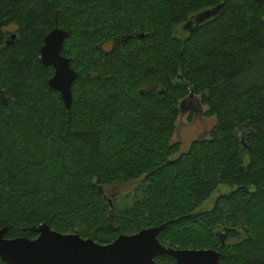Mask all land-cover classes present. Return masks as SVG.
<instances>
[{"label":"trees","instance_id":"trees-1","mask_svg":"<svg viewBox=\"0 0 264 264\" xmlns=\"http://www.w3.org/2000/svg\"><path fill=\"white\" fill-rule=\"evenodd\" d=\"M222 1L212 23L174 35L190 13ZM57 25L69 31L63 55L78 72L71 110L40 57ZM0 90L7 238L35 239L31 229L46 223L109 244L167 224L159 239L168 247L264 264V2L0 0ZM191 95L217 123L182 152L172 139ZM120 184L136 186L115 194ZM221 186L230 191L203 209ZM225 228L241 237L223 244Z\"/></svg>","mask_w":264,"mask_h":264},{"label":"water","instance_id":"water-1","mask_svg":"<svg viewBox=\"0 0 264 264\" xmlns=\"http://www.w3.org/2000/svg\"><path fill=\"white\" fill-rule=\"evenodd\" d=\"M20 1V0H15ZM263 3L264 0H255ZM218 10L204 12L202 21L210 19ZM69 31L58 25L45 37L40 50L41 61L45 66L53 67L54 75L48 84L61 94L67 108L73 106V85L78 79V72L72 68L71 60L63 55V49ZM141 38L144 34H140ZM17 39L13 34L7 45ZM163 92H161L162 94ZM4 94L0 90V97ZM6 102V98L3 99ZM110 205H113L109 199ZM167 227L161 224L141 230L132 235H120L109 244H101L92 238H83L79 234L57 232L50 225L43 223L32 231L38 237L7 238L12 226L6 224L0 229V259L6 264H161L160 256H172L175 264H220L221 253L214 249H176L164 245L159 236ZM225 244L230 237L240 238L237 229L225 228L219 233Z\"/></svg>","mask_w":264,"mask_h":264},{"label":"rangeland","instance_id":"rangeland-1","mask_svg":"<svg viewBox=\"0 0 264 264\" xmlns=\"http://www.w3.org/2000/svg\"><path fill=\"white\" fill-rule=\"evenodd\" d=\"M16 29L17 27L15 25H10L5 28V32L8 34H12L16 31ZM109 47L111 46L108 45L107 48ZM192 105V117H190L189 110L187 112H183V114L178 117V120L176 121L175 133L172 139V143L182 144V152L188 151L191 144L196 140L209 139L210 132L216 126L217 123L215 117H210L206 115V111L208 110L207 106H201L198 101H196ZM135 186L136 184H120L114 189L113 192L115 194H124ZM228 191H230L229 187L221 186L203 205V209H211L214 206L218 197L222 193ZM228 241L235 242L236 239L232 238Z\"/></svg>","mask_w":264,"mask_h":264},{"label":"flooded vegetation","instance_id":"flooded-vegetation-1","mask_svg":"<svg viewBox=\"0 0 264 264\" xmlns=\"http://www.w3.org/2000/svg\"><path fill=\"white\" fill-rule=\"evenodd\" d=\"M215 9L218 10V13L215 16L211 17L210 19L202 21V15L204 12L212 11ZM223 9H224V2L223 1L220 2L219 4L215 5V6H203L202 8L198 9L197 11L190 13L189 16L187 17V19L182 24H180L178 27H176V29L174 30V35L178 38L183 37L184 39H188L194 33H196L198 30L202 29L206 24L212 23L214 20H216V18L221 14ZM12 35L13 34H9L8 38H10V36H12ZM131 36L141 38V37H139L140 34H136V33H133ZM144 37H145V35H144ZM7 39H6V43L8 41ZM193 98H194V96L191 95L190 101L184 100L181 102V104H180V109H181L180 115L183 114V112H187L188 110L190 112V116L193 115V113H191L192 112L191 109L193 108L192 104L196 102L193 100ZM199 100H200V98H199ZM199 100H197V101L200 104ZM200 105L203 106L202 104H200Z\"/></svg>","mask_w":264,"mask_h":264}]
</instances>
